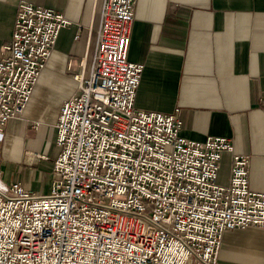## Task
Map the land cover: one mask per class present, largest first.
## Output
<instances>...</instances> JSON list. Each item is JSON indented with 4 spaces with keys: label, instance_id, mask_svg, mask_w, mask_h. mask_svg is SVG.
Here are the masks:
<instances>
[{
    "label": "built area",
    "instance_id": "obj_1",
    "mask_svg": "<svg viewBox=\"0 0 264 264\" xmlns=\"http://www.w3.org/2000/svg\"><path fill=\"white\" fill-rule=\"evenodd\" d=\"M103 1L90 70L80 60L77 92L60 104L49 191L0 188V264H217L224 232L264 227L249 156L224 136H180L179 107L135 106L144 68L128 59L136 0ZM14 19L0 55V140L71 24L24 0ZM73 64L68 58V71ZM224 152L225 184L217 176Z\"/></svg>",
    "mask_w": 264,
    "mask_h": 264
},
{
    "label": "crops",
    "instance_id": "obj_2",
    "mask_svg": "<svg viewBox=\"0 0 264 264\" xmlns=\"http://www.w3.org/2000/svg\"><path fill=\"white\" fill-rule=\"evenodd\" d=\"M18 1L0 0V55ZM24 1L71 21L59 31L25 111L6 122L0 140V188L20 182L38 194L51 187L60 104L77 92L72 75L82 70L80 60L84 74L90 70L104 1ZM134 15L128 59L144 64L135 106L163 113L179 107L183 138L231 139L235 153L249 156V188L264 192V0H136ZM230 155L220 160L224 184ZM220 250L217 264H264V227L224 232Z\"/></svg>",
    "mask_w": 264,
    "mask_h": 264
},
{
    "label": "rangeland",
    "instance_id": "obj_3",
    "mask_svg": "<svg viewBox=\"0 0 264 264\" xmlns=\"http://www.w3.org/2000/svg\"><path fill=\"white\" fill-rule=\"evenodd\" d=\"M5 169H6V168H4V172L6 171Z\"/></svg>",
    "mask_w": 264,
    "mask_h": 264
}]
</instances>
